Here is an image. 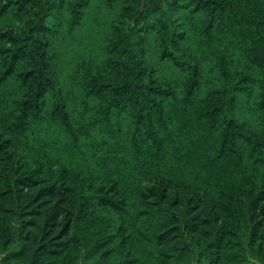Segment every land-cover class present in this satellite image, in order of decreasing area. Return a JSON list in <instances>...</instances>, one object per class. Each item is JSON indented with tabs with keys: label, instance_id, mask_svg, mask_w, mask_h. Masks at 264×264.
<instances>
[{
	"label": "trees",
	"instance_id": "obj_1",
	"mask_svg": "<svg viewBox=\"0 0 264 264\" xmlns=\"http://www.w3.org/2000/svg\"><path fill=\"white\" fill-rule=\"evenodd\" d=\"M0 264H264V0H0Z\"/></svg>",
	"mask_w": 264,
	"mask_h": 264
}]
</instances>
